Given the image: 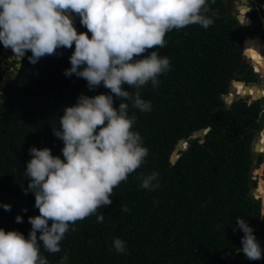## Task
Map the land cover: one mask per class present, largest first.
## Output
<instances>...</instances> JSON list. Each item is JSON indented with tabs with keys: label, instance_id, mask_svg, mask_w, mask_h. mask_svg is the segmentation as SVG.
Masks as SVG:
<instances>
[{
	"label": "trees",
	"instance_id": "1",
	"mask_svg": "<svg viewBox=\"0 0 264 264\" xmlns=\"http://www.w3.org/2000/svg\"><path fill=\"white\" fill-rule=\"evenodd\" d=\"M209 3L215 13L213 25L173 30L165 36L166 47L156 49L169 58L170 68L158 77V86L149 82L139 90L142 99L151 102V111L141 112L129 104V113L137 116L134 131L149 149L145 163L114 188L110 206L98 209L104 215L102 223L95 215L77 221L70 225L59 252L41 249L49 264H264V258L244 257L243 232L236 228L240 216L264 248L262 199L251 192L252 170L264 160L263 152L253 155V140L263 127L264 97L248 100L236 95L231 102L224 98L233 78L247 85L260 82L246 59H253L264 73V9L253 7L252 23L245 25L226 9V0ZM241 10L244 13L245 7ZM75 26L78 32L87 31L79 18ZM74 47L60 49L35 65L29 63L28 52L17 75L0 87L4 101L0 104V228L5 231L16 229L27 237L28 217L39 214L34 194L24 192L29 148L49 147L63 158V141L52 128L59 127L64 107L74 105L81 94L109 91L102 85L89 90L84 79L65 76ZM0 51L12 54L2 44ZM234 85L240 94L246 89L259 94L243 81ZM120 102L114 98V106ZM200 129L204 133L196 135ZM180 139L187 141V147L180 148L172 162ZM152 171L159 173L160 187L142 189L137 177ZM258 183L255 194L264 201V178ZM4 204L11 210L5 211ZM122 206L130 211L123 212ZM17 215L23 217L22 223L16 222ZM117 237L126 242L127 254H117L112 247Z\"/></svg>",
	"mask_w": 264,
	"mask_h": 264
},
{
	"label": "clouds",
	"instance_id": "2",
	"mask_svg": "<svg viewBox=\"0 0 264 264\" xmlns=\"http://www.w3.org/2000/svg\"><path fill=\"white\" fill-rule=\"evenodd\" d=\"M76 16L86 32L77 31ZM214 17L209 0H0V44L11 49V57L18 62L16 70L28 52L29 63L35 65L74 45L65 76L84 79L89 90L101 85L109 90L94 96L81 94L74 105L64 107L59 127L52 128L63 141V158L53 155L49 147L29 148L31 159L23 171L29 182L24 192L34 194L39 214L28 217L31 229L27 237L19 230L0 228V264H49L41 249L59 252L70 225L94 215L97 222H103L98 209L112 204L114 188L127 182L149 155L142 136L134 131L137 116L129 113V104L141 112L152 109L139 90L149 82L158 86V77L170 68L169 58L156 49L166 47L167 33L190 25L208 29L215 23ZM261 36L264 39L263 33ZM246 60L253 66V59ZM232 80L230 87H235ZM228 94L230 89L225 100ZM236 95L243 94L236 90L232 97ZM114 98L121 101L118 107ZM3 102L0 93V104ZM137 179L142 189L160 187L156 171L141 173ZM254 195L262 199L261 194ZM3 208L10 211L11 205ZM121 210L130 211L127 206ZM15 219L23 222L20 215ZM236 228L243 232L240 249L244 257L250 261L264 258L253 227L237 216ZM112 247L117 254H127L126 242L119 237Z\"/></svg>",
	"mask_w": 264,
	"mask_h": 264
},
{
	"label": "water",
	"instance_id": "3",
	"mask_svg": "<svg viewBox=\"0 0 264 264\" xmlns=\"http://www.w3.org/2000/svg\"><path fill=\"white\" fill-rule=\"evenodd\" d=\"M242 6H246L245 4H243V3H239L238 1L236 2V6H234L233 7V9H232V12L233 13H236V15H237V18L240 20V22H242L243 24H245V25H249V24H251L252 23V19L251 18H247V16L242 12V10H241V7ZM245 15V16H244ZM243 17H245L244 19H243ZM78 16H76L75 18H74V24H76L77 23V21H78ZM246 39L247 38H245L244 39V43H246ZM14 75H17V73H18V70H14ZM258 76L259 77H261L262 78V80H260V82H258V83H252L251 85H247V84H245V87H248V88H250V87H252V88H254L255 90H259L258 91V95H255V97H256V99H259L260 97H262L263 96V94H264V92H260V90H262V89H264V74L263 75H261V73H259L258 74ZM8 79H12L13 78V76H9L8 75V77H7ZM3 81H4V83H3ZM235 81H243L244 82V80H242V79H233L232 80V82H235ZM6 80H2L1 81V86H5L6 85ZM245 83V82H244ZM257 92V91H256ZM250 92L246 89V92L244 93V94H249ZM234 94H236V90H235V87L233 86V84L231 85V87H230V94H228L227 96H226V100H227V102H231V100L233 99V95ZM264 121V120H263ZM262 129H264V124H263V128ZM204 129H200V130H198L197 132H196V135H200V134H202V133H204ZM262 144H263V148H264V141H263V139H262V137H258V136H256L255 138H254V140H253V155H257V154H259L262 150H261V148H262ZM185 147V140L184 139H180L178 142H177V144L175 145V148H174V150H173V152H172V154H171V161L172 162H174L176 159H177V157H178V152H179V149L180 148H184ZM256 184H257V181H256V179L255 178H251V192H252V194H255V192H256ZM60 264H63L62 262L60 263Z\"/></svg>",
	"mask_w": 264,
	"mask_h": 264
},
{
	"label": "rangeland",
	"instance_id": "4",
	"mask_svg": "<svg viewBox=\"0 0 264 264\" xmlns=\"http://www.w3.org/2000/svg\"><path fill=\"white\" fill-rule=\"evenodd\" d=\"M249 10V7H247V6H245V10H244V12H245V14H247V11ZM12 56V54L10 55V56H8V59L9 60H7V58H6V56H3L2 55V53H1V51H0V61L3 63L2 65H3V67H6L7 68V72L4 74V76L5 75H9V73L10 72H12V74H14L15 72H14V69H15V65H17V63L18 62H16V60L14 59V58H12L11 57ZM254 63V62H253ZM8 65H10V67H8ZM13 67V68H12ZM12 68V69H11ZM16 70V69H15ZM10 77H11V75H9ZM4 79V78H3ZM3 79H1V80H3ZM1 80H0V82H1ZM258 80H260L259 78H258ZM0 86H1V83H0ZM243 95H245V96H248V100H253V99H255V95L254 94H243ZM263 105H264V102H263ZM264 120V115H263V117H262V121ZM263 148V147H262ZM256 173V175H257V177H258V180L259 179H261V178H264V161L263 162H261L257 167H255L253 170H252V173ZM253 173V174H254ZM258 185H259V183H257V189H258ZM260 195V194H259ZM262 202L264 203V201H263V197H262ZM263 211H264V207H263Z\"/></svg>",
	"mask_w": 264,
	"mask_h": 264
},
{
	"label": "flooded vegetation",
	"instance_id": "5",
	"mask_svg": "<svg viewBox=\"0 0 264 264\" xmlns=\"http://www.w3.org/2000/svg\"><path fill=\"white\" fill-rule=\"evenodd\" d=\"M237 1L239 3H243V4H245L246 6L249 7V10L247 12L249 14V16H250V11L252 10L253 7H255L258 11H260V8H263L264 9V0H226V2H227L226 3V9L228 11L232 12V9H233L234 6H236V2ZM0 49H1V44H0ZM1 53H2L3 56H6L2 51H1ZM6 58H7V60H9L8 59V56H6ZM8 67H10V65H8ZM6 72H7V68L6 67H3L2 62L0 61V80L4 78V74ZM12 72H10L9 75L12 76L13 75Z\"/></svg>",
	"mask_w": 264,
	"mask_h": 264
},
{
	"label": "built area",
	"instance_id": "6",
	"mask_svg": "<svg viewBox=\"0 0 264 264\" xmlns=\"http://www.w3.org/2000/svg\"><path fill=\"white\" fill-rule=\"evenodd\" d=\"M244 51H245V48H244ZM253 69H254V71H256V72H260V70L258 69V67L255 65V64H253ZM264 92V91H263ZM254 173V172H253ZM252 173V177L253 178H255V179H257L258 177H257V175H256V173H254L253 174Z\"/></svg>",
	"mask_w": 264,
	"mask_h": 264
},
{
	"label": "bare ground",
	"instance_id": "7",
	"mask_svg": "<svg viewBox=\"0 0 264 264\" xmlns=\"http://www.w3.org/2000/svg\"><path fill=\"white\" fill-rule=\"evenodd\" d=\"M3 64V63H2ZM6 76V75H5ZM4 76V79L3 80H5L6 79V77ZM8 79V78H7ZM261 92H263L264 91V89H262V90H260ZM260 137H262V139H263V141H264V130L262 131V133L260 134ZM262 147H263V144H262Z\"/></svg>",
	"mask_w": 264,
	"mask_h": 264
}]
</instances>
